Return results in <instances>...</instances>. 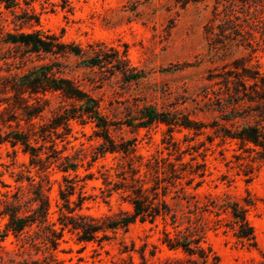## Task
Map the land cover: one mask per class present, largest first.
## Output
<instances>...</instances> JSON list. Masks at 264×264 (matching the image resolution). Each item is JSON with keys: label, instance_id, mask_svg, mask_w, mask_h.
<instances>
[{"label": "rangeland", "instance_id": "1", "mask_svg": "<svg viewBox=\"0 0 264 264\" xmlns=\"http://www.w3.org/2000/svg\"><path fill=\"white\" fill-rule=\"evenodd\" d=\"M254 1L259 3L258 0L245 2L253 4ZM181 3L176 0H67L63 7L61 0H30L33 19L21 30L39 29L56 34L63 42L84 48L98 44L116 50L119 55L125 54L134 74L129 80L118 71L110 75L109 71L91 70L79 57H59V60L65 66L64 75L80 82L99 100L102 112L114 120L116 125L110 126V135L116 141L135 140L136 154L131 160L110 152L96 157L95 147L101 138L94 134L93 124L71 121L70 133L62 141L56 139V146L62 149L60 155L76 157V170L64 173L54 164L45 170L38 169L29 164L30 157L20 145L1 144L0 192L6 189L2 184L11 187L28 184L25 179L16 181L22 174H28L34 181L49 184L48 195L55 210L58 186L65 183L63 175H68L78 184L72 199H76L78 187L82 186L80 191L86 198L83 212L93 216L114 215L121 209L129 210L130 206L122 201L119 193L102 199L103 176L108 174L113 182H120L122 176L117 177V173L126 170L127 163L137 166L138 157L142 165L137 175L143 176L146 170L143 163L147 159H162L165 164L171 162L184 168L183 177L175 184H191L186 187L189 191L218 200L225 197L241 203L244 198L251 200L253 204L246 214L253 227L255 246L242 245L234 238L225 226L228 220L224 213L219 215V222L214 221L213 214H204L208 225L204 241L218 255L220 264H264V154L258 152L259 148L253 150L241 146L238 140L222 136L219 128L231 126L221 119L211 102L218 89L217 74L232 68V61L239 59L247 67L264 73V33L260 27L263 22H255L256 28L250 29L241 20L227 21L225 1ZM242 4L243 0H236V14L240 18L245 17L246 10L257 13L254 20L264 16V4L249 8ZM19 5L25 7L23 0H19ZM1 9L3 31L14 33L13 15ZM16 12L20 13V9L16 8ZM239 22L244 26L235 25ZM20 53V48L0 40V75L21 74L39 63L35 56L20 62ZM91 80L93 83H89ZM3 97L0 93V100ZM142 105L177 112L179 116L184 114L203 127L199 130L175 127L168 131L164 123L135 126L136 120L127 125L125 121ZM190 171L196 173L189 174ZM125 175L128 177V173ZM158 175L159 179L163 177L160 172ZM149 177L147 172L146 179ZM127 181L130 180L127 178ZM165 183L159 181V184ZM195 184L200 185L194 188ZM3 223L0 218V229ZM160 228V223L154 227L137 220L126 232L119 230L101 245L78 242L73 234L65 233L55 254L62 264H112L120 256H127L119 253L122 247L133 246L132 255L137 260L146 244L143 251L147 257L153 245H157L156 255L164 256L168 252L159 245ZM28 256L37 257L23 251L11 234L0 237V264H16Z\"/></svg>", "mask_w": 264, "mask_h": 264}, {"label": "trees", "instance_id": "2", "mask_svg": "<svg viewBox=\"0 0 264 264\" xmlns=\"http://www.w3.org/2000/svg\"><path fill=\"white\" fill-rule=\"evenodd\" d=\"M61 1L64 7L67 0ZM176 1L185 5L189 0ZM221 1L226 2L227 21L241 20L250 29L263 22L260 27L264 31V16L254 20L257 13L246 10L245 17L240 18L236 14V0H217V3ZM245 1L242 6L246 8L264 4V0H258L259 3L254 1L253 4ZM23 3L24 8L20 7L19 0H0V20L3 8L13 15L15 27L14 33L4 32L0 25V40L3 44L21 49L20 62L35 56L39 63H34L21 74L0 75V93L4 96L0 100V105L4 104L0 109V145H20L30 157L29 164L38 169L45 170L54 164L64 173L75 171L76 157L60 155L62 149L57 148L56 139L62 141L71 131V121H77L81 125L92 123L96 129L94 134L101 138L95 147L96 157L110 152L120 153L131 160L136 154L135 140L116 141L110 135V126L116 125L114 120L102 112L99 100L80 82L64 75L65 66L59 60V57H79L91 70L109 71L110 75L118 71L129 80L134 74L125 54L119 55L116 50L105 49L98 44H89L88 48H84L73 42H63L56 34L39 29L23 31L21 28L33 19L30 0H23ZM16 8L20 9V13L16 12ZM34 21L37 23V19ZM235 25L244 26L242 22ZM232 65V68L217 74L218 89L211 100L214 110L231 126H221L219 130L222 136L238 140L241 146L253 150L259 148L258 152L264 154V73L247 67L239 59L232 61ZM132 120L137 121L135 126L164 123L168 131L175 127L197 130L203 127V124L184 114L179 116L177 112L159 111L152 105L137 108L136 114L125 123L131 125ZM140 158L136 159L137 166L127 163V169L117 173V177L122 176L120 182H113L108 174L102 178V199L119 193L122 201L130 206L129 210L121 209L114 215L93 216L83 212L86 198L80 191L82 186L78 187L76 199H72L78 184L68 175H63L65 183L58 186L55 210H52L48 195L49 184L34 181L28 174L16 179L19 182L25 179L28 184L13 187L2 184L6 189L0 192V218L4 220L0 237L11 234L23 251L37 255L35 258L24 257L16 264H62L55 251L65 233L73 234L78 242L101 245L119 230L126 232L129 225L137 220L154 227L161 224L158 242L168 254L157 256V245H153L147 257L143 251L144 244L136 260L132 255L133 246H124L119 253H126L127 256H120L112 264H220L218 255L204 241L208 226L205 213L213 214L215 222H219V215L224 213L228 220L225 226L234 238L242 245L255 246L253 227L246 214L253 204L251 200L244 198L242 203L228 197L218 200L189 191L186 187L191 184H175L183 177L184 168L171 162L165 164V160L158 158L147 159L143 163L146 170L143 176H139ZM147 172L149 180L146 179ZM159 172L163 175L160 179ZM148 181L153 183L148 184ZM159 181L166 183L159 184ZM199 185L195 184L194 188Z\"/></svg>", "mask_w": 264, "mask_h": 264}]
</instances>
